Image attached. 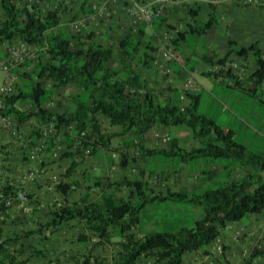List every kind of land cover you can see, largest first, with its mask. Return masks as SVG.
Instances as JSON below:
<instances>
[{"label": "trees", "instance_id": "1", "mask_svg": "<svg viewBox=\"0 0 264 264\" xmlns=\"http://www.w3.org/2000/svg\"><path fill=\"white\" fill-rule=\"evenodd\" d=\"M88 7L86 9L83 3L81 12L88 13L92 8L90 5ZM201 10V6L189 10L194 22V25H189V30L191 35L205 42L208 31L217 19L212 14L203 26L198 25L197 18ZM0 11V43L11 47L21 41L25 45L40 48L38 58H34L30 64L26 63L32 70L29 74L21 76L18 96L4 97L0 118H14L19 125L35 121L37 125L31 128L28 137L34 144L42 137L41 128L48 124H53L56 130L64 132L67 149L63 158L70 161L65 173L67 179H71L77 167L84 164L85 151H89L88 155L93 156L98 148L109 150L113 139L126 135L132 138L127 148L134 146L138 149L141 161L134 158L130 152H121L118 164L114 165L110 156V169L118 166L121 170H126L155 156L171 160L180 158L178 166L189 165L201 159L230 161L225 166L229 176L224 186L207 188L202 193L188 192L185 188L179 191L167 188L157 192L151 187L145 168L139 170L138 176L121 177L119 181L98 178L94 186L102 190L100 200L91 203L87 197L75 203L65 200L62 207L50 211L45 223H38L35 229L27 231L21 239L17 235L13 239L7 238L5 227L7 220L11 218L12 209L7 206V201L16 198L22 188L10 182L6 183L0 191V264H31L29 259L22 257L21 251L11 247V243L44 235L48 231L57 233L63 226L78 220H84L89 234H79L78 242L90 243L91 236L97 239L90 248L91 252L100 246L112 244L115 237L121 238L116 264H138L144 259H152L154 264H184L187 255L210 247L223 235L229 224L264 212V153L249 152L243 144L236 142L232 130H225L212 118L199 114L201 94L191 95L169 87L170 84L160 89L150 87L149 81L143 79L141 71L134 68L133 63L140 53L142 67L146 69L149 66V62L153 60L149 52L156 50L151 42L142 43L129 34L125 40L104 45L105 42L96 41V34L89 29H81L76 33L66 27L60 30L61 16L58 9L45 11L40 5L20 6L18 0H0ZM145 26H142L140 34ZM171 42L175 49L180 47L179 39ZM229 48L227 55L215 61L201 46L204 51L202 61L212 67L218 63L224 65L231 53L242 58L251 54L256 67L251 80L257 88L262 86L264 48L261 43L257 41L248 47H241L236 41H230ZM204 76L221 82L223 77L222 73L212 71ZM45 84H50V88L45 87ZM66 88L87 93V100L83 101L79 94L71 95L68 110L63 114L45 109V103L54 95L52 91ZM175 95L179 96L180 101L184 95L190 104H177ZM19 100H29L31 108L28 111L15 108L14 104ZM103 118L108 121L110 127L118 130H104ZM154 127L185 129H179L180 132L184 131L182 136L173 135L167 149L151 150L146 145L145 138ZM20 128L18 127L19 131ZM69 130L72 134H68ZM185 131L190 140L197 143L196 146L187 148L182 143L186 142L182 141ZM135 140L137 145L134 144ZM46 143L50 149L55 146V140L52 138L46 140ZM77 143L79 145L76 146ZM74 147L76 149L71 151ZM80 155L81 161L77 159ZM236 168L245 171L240 179L230 176ZM199 172L201 173H195L207 175L203 181L213 178L210 172ZM171 174L162 175L170 177ZM79 185L77 181H62L56 184L54 189L55 192L64 193L67 187L75 186L77 189ZM124 187L129 189L127 197L116 198L114 192L110 193V190L120 191ZM156 202L190 203L202 208V216L193 228L183 227L176 232L137 235L134 229L139 227L143 212L147 206ZM21 246L25 247V244L21 243ZM260 256H263V253L254 249L250 256L245 257V264H253ZM76 264L105 263L98 257L88 255Z\"/></svg>", "mask_w": 264, "mask_h": 264}, {"label": "rangeland", "instance_id": "2", "mask_svg": "<svg viewBox=\"0 0 264 264\" xmlns=\"http://www.w3.org/2000/svg\"><path fill=\"white\" fill-rule=\"evenodd\" d=\"M18 3L20 6L28 4L40 5L41 8L45 11H54L58 9L61 16V25L59 26V29L62 30V28L66 27L72 33H76L77 31H79V29H82L83 26L80 28H76V24L73 23L83 19L84 22L88 23L90 30L96 34V41L99 43L107 41L105 40L104 35L109 32V28L107 29L105 21L102 18L98 17V19L94 21L93 17H86L90 16V14L95 13V11L96 13H98L100 10L109 11L111 13L108 17L109 20L113 18V20L115 19L118 21V24L123 23L124 25H126V28L130 29V31L134 30L133 26H135V29L137 30V23H140L139 21H136L129 16L126 11V3H123L121 1H117V3H119L121 7H117L116 3L113 0H18ZM83 3H85V8H88L87 5H91L93 7V11L90 14L85 15L81 12ZM197 5L198 4L192 6ZM94 6L96 8H94ZM192 6H182V9L184 10L183 7L187 9ZM121 12L125 13V15H121ZM249 13L251 12H246L242 9L238 11V14L244 17L248 16ZM1 16L2 15L0 11V18ZM253 20L257 24H262V22L258 23V20H256V18H254ZM147 27L149 28V26ZM119 33H122V30L119 29ZM114 41L118 42V37H116ZM162 41L163 40L161 39L158 42V45H160V42L161 44L164 43V41ZM198 41L200 46L207 47V44H205L206 41L203 42V40H201L200 38H198ZM19 44V42H16L14 46L18 48L20 46ZM32 48L35 53L34 58L37 59L40 48ZM12 49L13 46L9 47L6 44L0 43V64L2 62H9ZM177 56L181 61V55L177 54ZM140 57L141 55L138 58ZM34 58L25 60V62L21 65H13L11 73L18 77L24 74H29L32 69L29 65L26 66V63H32ZM49 58L50 57H48V59ZM249 63L250 60L248 59L246 65L248 66ZM230 64V67L235 68L232 63ZM253 68L256 69L254 63ZM159 71L162 79H159L158 83L164 84L166 81V77L163 76L165 75V72L162 68L159 69ZM233 75L234 74H232V69L229 68L228 77L230 78ZM6 76L7 75L0 70V97L3 96V81ZM199 80L203 82L206 81L202 77H200ZM18 84L19 87H21V82H19ZM229 84L235 85L236 83H229L228 79H226L224 80V82H218L216 87H212L211 89H209V91L202 90L200 102L198 105V113L212 118L221 128L225 130H232L235 133L234 138L236 142L243 144L249 152L262 154L264 153V84L262 86H259L258 88L254 83L253 85H251L250 83L249 86L245 88H235L231 87ZM50 86V84H45V87L47 88H50ZM239 87H242V85ZM74 91H76L74 88L52 91L54 95L50 96L48 102L49 104H46V107H51L54 109V111L62 114L66 113L70 103L69 97L71 95H74ZM84 97L86 98L87 96L84 95ZM175 99L177 104H183L182 101H180L178 95H175ZM1 123L2 121H0V191L3 185L10 182L19 185V187H22L24 195L27 194L26 197L28 198V200L26 201L28 203L27 205H22L21 207L19 206L18 202L15 206L12 207V209H18L19 215L21 216L19 218L16 217L15 219H13V222H11L12 210L10 211L11 218L9 221L7 220L5 229L7 231L6 237L13 239L15 238V235L20 238L23 237L27 231L32 230L31 224H29L28 222L30 220H33V218H37L38 220L42 221H40V223H44L47 212H45L44 210L40 212V210L35 207V199H39L40 201L38 202H41L42 196H46L50 200H53L55 198V195L53 190L48 189L49 187H46L45 192H43L41 188L37 189L36 187L39 186L40 182L38 181L41 177L39 176L34 179L30 178L29 175L30 173L37 174V176L38 174L43 175L41 173V170L43 169L41 164L45 161L44 153L46 150V146L42 145L41 141L39 147L27 148L24 144V140L27 134V130L28 128H30L29 126H24L26 128L23 127L24 129L22 128V132H17L15 131L16 125L13 124L15 122H11L12 124L8 123L6 125ZM102 124L104 130H111L113 132L118 130V128L110 127L108 121L104 118L102 119ZM179 129L185 128L171 129V132L166 134L170 137V139L173 138V135H178L180 137L182 136L181 133H183L184 131L181 130L182 132H180ZM45 131L47 133L49 132V130L47 129H45ZM184 136V138L182 137V141L186 140V142H181L186 145L185 146L183 144L185 147L192 148L197 144L196 142L190 140L189 135L186 131L184 133ZM115 140L121 141V137H117L115 138ZM164 145L168 146L169 142L164 143ZM121 149H123V147L115 145L112 147L111 151L113 150L114 152L121 153ZM130 149L131 148H126L125 151L130 152L134 158L141 161L140 154L138 156H136L135 154L137 151L139 152V150L133 148L134 150L130 151ZM57 150H59V147ZM24 153L29 155L30 158V164L28 165L27 169L22 167ZM25 158L27 159L28 156ZM179 159L180 158H174V160H171L166 159L163 156H155L145 162H139L137 165L131 166L129 168L130 174L128 173V177L132 178L136 175L138 176L139 170L145 168L147 169V175H149L148 177L151 185L158 191H165L167 188L177 190L188 184L195 186L194 191L196 193H202L207 188H220L224 186L225 182L228 179V169H226L225 166L227 163H230V161H213L201 159L189 165L178 166ZM198 170L210 172L211 175H213V178L207 181H203V179H205L207 175L199 174L193 177L189 176L190 173H201ZM113 171V181H119V179L121 178L120 175L123 174V170H121V168H118ZM150 171L153 173H151ZM211 171H217V174L212 173ZM167 173L172 174L170 177L162 175ZM154 174H156L157 176H153ZM244 174V170L237 169L235 172L230 174V176L240 179ZM54 176L58 178L57 175ZM187 178L188 180L186 182ZM183 184L184 186H182ZM67 190L73 191L75 189H72L70 187ZM121 190L122 189H120V191L114 192L116 198H123L128 196L129 192L127 190L122 191V193ZM75 197H77V195H75ZM58 199L60 200V198ZM21 204L22 203H20V205ZM53 205L58 206L57 203H54ZM26 207L30 208L31 210H25ZM202 212L203 211H201V208H198L190 203H179L176 207H173V204L171 202H156L147 206L146 210L143 212V217L139 226V232L140 234L148 233L149 231L176 232L183 227L193 228L195 222L199 218V215H202ZM25 215L31 218L28 219V217H26ZM67 227L69 228L70 232L62 229L63 231L59 230V232L57 233L54 232L33 236L27 240L23 239L18 243L13 242L11 243V247L21 251L22 257L25 259H29L31 264H76L77 261H81L84 256L88 255L102 259L105 264H116V255L118 256V254L120 253V246L118 245V243L121 242V238L115 237L112 240V244L106 245L105 247L100 246L98 249L91 252L90 248L93 246V242L83 243V245H80V243L77 242V235L81 233L80 224L76 223L73 226L67 225ZM67 227L65 226L64 229H66ZM236 230L237 229H235V231ZM135 233L138 235L137 231H135ZM21 243L25 244V247H22ZM148 262L154 264V261L152 259H144L140 262V264H147Z\"/></svg>", "mask_w": 264, "mask_h": 264}, {"label": "crops", "instance_id": "3", "mask_svg": "<svg viewBox=\"0 0 264 264\" xmlns=\"http://www.w3.org/2000/svg\"><path fill=\"white\" fill-rule=\"evenodd\" d=\"M147 1V0H146ZM180 4H172L167 5L163 7V9H160V18L164 21L162 25H157L156 23L152 26L146 27L143 29V33L140 34V30L142 29V26L145 24L143 23H137V30L135 29V26L133 27V31H131L133 37H135L136 40L141 41L142 43L145 41L151 42L152 46L156 47L158 46V42L162 38V32L164 30V25L166 26H178L181 23L183 24H191L194 25V22L192 21L191 16L189 15V10L191 8H196L197 6H201L202 10L199 14V17L197 18L198 25L203 26L209 19V17L213 14L217 22L210 28L207 34L206 43L207 47L204 46L205 52L208 56H213L214 60L217 61L218 59L223 58L225 55H227L230 51L229 49V42L230 41H236L239 46L248 47L254 42L259 41L261 43V46L264 48V0H179ZM197 2V6L195 7H189L182 9V6H189L190 3ZM247 4H245V3ZM117 7H121L120 4H116ZM215 10L213 11V8ZM242 9L243 11H250L248 16L244 17L238 14V11ZM119 10V9H118ZM122 15V14H121ZM120 18V17H119ZM256 18L259 22H262V24H257L253 19ZM109 24V32L104 35L105 42L104 45H111L114 43V40L116 37H118V42L125 40L127 35L126 33L130 31L128 28H126V25L123 23H119L117 20H113L108 22ZM123 24V25H122ZM122 30V33H119V29ZM142 32V31H141ZM181 43L180 47L178 48L177 53L181 55V61L179 60V57L176 61H171L168 63L167 71L171 74L169 78H167V82L164 84L158 83L159 79H162V76L159 74V67L152 62H149V66L145 69L142 67L141 58H138L140 56V53L137 55L136 59L134 61V68L137 70H140L142 73L143 79H147L149 81L150 87L152 88H162L166 83L167 85L170 84V87L177 88L180 91H182L187 83V87L189 89L195 88L196 92H193L194 95L201 94L202 90H208L212 87H216L218 82H221L220 80H214L212 77L204 76L207 72H214L212 70V67L204 61H202V57L204 54L203 49H201V46L199 45L198 38L195 35H191V32L188 31V33L181 37ZM117 49V48H115ZM142 55V54H141ZM190 58L188 60L187 58ZM250 60L249 65L247 66V60ZM139 60V61H138ZM233 62V65L236 64V68L232 69V74H234L230 80L232 82L236 83L234 86H241L242 88L248 87L249 84L253 85V81L251 80L253 72L256 70L253 68V56L250 54L247 58L238 57L237 55L231 54L229 62ZM188 63V64H187ZM193 64V65H192ZM195 64V65H194ZM117 63L115 62L114 66H116ZM226 75V73L224 74ZM223 76V75H222ZM202 77L206 81H200L199 78ZM224 80V76L222 77V82ZM230 82V81H229ZM191 85V87H190ZM213 88V89H214ZM74 95H80L81 99L83 101H86L88 98V94L84 93L82 91H79L75 89ZM84 95L87 97L85 98ZM172 95V93H171ZM169 95V96H171ZM182 106H188L190 103L187 99H182ZM20 105V109L22 111H28L31 108V103L29 100L27 101H18ZM50 110V108L48 109ZM30 123L26 122V124L19 125L16 121V125L18 127H21L22 129L24 126H29L27 130V134L25 136L24 144L27 148H37L39 147V142L43 141V139L49 140V138H52L55 140V146L54 148L50 149L49 146L46 144V150L44 155V163L41 164L43 169L41 170V173L43 175L37 176V174H34L33 178L36 179L37 177H41L38 182H40L39 186L36 188L41 190L43 192L46 191V187H49V190L54 191L55 198L53 200H50L46 196H42V201L39 199H35L36 204L35 207L40 210H44L47 212V216H45V221H47L48 216L50 214L51 210L56 209V207L60 208L63 206L64 201H68L69 203H75L79 202L81 199L87 197L88 202H94L96 200H100L102 198V190L99 188H96L94 186V183L96 182V179H104L108 178L110 181L114 180L113 174L117 167L109 168V162L110 159V151L103 150L102 148H98L96 153L92 156H85L84 161L81 166L77 167V169L74 172V175L71 179L66 178V171L68 170V167L70 165V161L67 158H63V154L65 153L67 149L66 145V137L64 136V132L56 130V132L49 137L42 136L38 143L34 144L32 140L29 141V133L31 132V125L34 126V122L29 121ZM26 128V127H24ZM23 128V129H24ZM73 128V125H71V129ZM172 129V128H171ZM171 129H164L161 127H154L152 131L146 136L145 143L146 145L151 149H167L168 146L164 145V142L160 139L154 138V131L158 130L161 133H169L171 132ZM176 129V128H173ZM68 134H72V132L69 130ZM186 135V134H185ZM132 138L130 135H126L121 137V141H117L113 139L112 146L118 145L123 148H127V146H130ZM76 143V142H75ZM134 144L137 145V140L134 141ZM77 146V144H76ZM196 146V145H195ZM59 147V150H57ZM130 148H134L130 147ZM76 147L71 148L72 150H75ZM110 149V147H109ZM24 158L28 156V158L25 160L23 158V168H28V165L30 164V158L29 155L26 153L23 154ZM81 155L77 158L79 161L82 160ZM115 165V162H114ZM40 171V170H39ZM217 172V171H214ZM129 168L126 170H123V174L120 175V177H128ZM33 173H30L31 175ZM130 174V173H129ZM198 174V173H197ZM196 173H190L189 176H195ZM54 175H57L55 177ZM178 175V174H177ZM189 178V177H188ZM186 179V182L188 180ZM58 179V180H57ZM120 180V179H119ZM64 183H72V182H79L80 185L76 189L75 186L72 187V189H75L73 191L65 189L64 193H58L55 192V185L60 184L61 182ZM184 186V184L182 185ZM26 187V186H25ZM151 187H153L151 185ZM154 188V187H153ZM187 189L188 192L194 191L195 186L194 185H185L184 187ZM181 188V189H182ZM121 193L124 190H129L128 188L124 187L121 188ZM172 191H179L180 189L173 190ZM156 190V189H155ZM159 192L158 190H156ZM73 192V193H72ZM115 192L114 190H110V193ZM129 192V191H128ZM114 194V193H113ZM77 195V197H75ZM60 198V201L58 198ZM58 201V202H57ZM54 203H57L58 206L53 205ZM172 203V202H171ZM173 207H176L177 203H172ZM19 206L22 207V204ZM19 207V208H21ZM198 207V206H196ZM201 208V207H198ZM11 222H13V219L16 217H21L19 215L18 209H11ZM202 211V208H201ZM26 216V215H25ZM201 214L199 215V218H201ZM29 218V216H26ZM143 216H141L142 219ZM27 219V218H26ZM9 221V220H8ZM41 220H38L37 218H33V220H30L28 223L31 224L32 230L35 229L38 226V223H40ZM34 224H33V223ZM42 222V221H41ZM76 223L80 224V234H88V231L86 230L84 226V220H78L73 223H69L67 225L73 226ZM9 224V223H8ZM67 225H65L67 227ZM63 226L60 230H67L69 231V228L67 227L64 229ZM140 226V225H139ZM232 227H229L228 230H226L225 233H223L222 236L218 238V240L224 245L225 248V260L229 264H244L245 263V257L249 256V251L252 248H257V250H260L263 253V256L258 257L253 261V264H264V212L262 214H256V215H249L247 216L243 221L235 224H231ZM241 226H245L244 228V236L243 238L237 240L235 238V233L233 232V229L239 228ZM62 230V231H63ZM135 231L139 232V227L137 229H134ZM64 231V232H65ZM70 232V231H69ZM155 231H149L148 233H152ZM50 232H46L45 234H49ZM140 233V232H139ZM144 233V234H148ZM141 233V235H144ZM79 235V234H78ZM77 235V237H78ZM93 236H91V239ZM247 241V242H246ZM78 242V241H77ZM246 242V243H245ZM80 243V242H78ZM245 243V244H244ZM80 245H83V243H80ZM250 246V247H249ZM249 247V248H248ZM190 257V255H187L185 257V264L187 258Z\"/></svg>", "mask_w": 264, "mask_h": 264}, {"label": "clouds", "instance_id": "4", "mask_svg": "<svg viewBox=\"0 0 264 264\" xmlns=\"http://www.w3.org/2000/svg\"><path fill=\"white\" fill-rule=\"evenodd\" d=\"M116 4H119V3H117V1H121V2H123V3H126V11H127V13L129 14V16L130 17H132L133 19H135L136 21H139L140 23H145V25H146V27L147 26H152V25H154L155 23L157 24V25H162L163 24V20L160 18V9H163V7H165V6H167V5H172V4H178L179 3V0H175V2H173V3H169V2H166V3H163V2H159L158 0H145V1H142V0H137L139 3H141L142 5H148L150 8H151V11L153 12V18H152V20L149 22V21H146V20H144V19H140V18H138V17H135L133 14H131V12H130V4L129 3H127L125 0H113ZM197 4V2H194V3H190V6H192V5H196ZM89 6V5H88ZM91 6V5H90ZM92 7V6H91ZM193 7H195V6H193ZM89 8V7H88ZM88 8H86V9H88ZM94 8H96L95 6H94ZM93 11V7L89 10V12L88 13H86L85 15H88V14H90L91 12ZM94 11H95V9H94ZM101 13H103V14H101ZM110 12L109 11H104V10H100L98 13H96V11H95V13H93V14H90V16H86V17H93V19H94V21H96L97 19H98V17L99 18H102V19H104V21H105V25H106V27H107V29L109 28V24H108V22L111 20L112 21V19H110L109 20V16H110ZM121 14H123V15H125V13H123V12H121ZM76 23H80V26L78 27V28H80V27H82V29H89L90 30V27H89V25H88V23H86V22H84L83 21V19H81V20H79V21H76L75 23H73V24H76ZM83 24V25H82ZM139 24V23H138ZM191 25V24H190ZM134 27V26H133ZM164 27V30H163V32H162V40L164 41L165 40V37H166V35H169V34H171V33H174L173 34V37H172V40H174V39H179V42H181V37L184 35H186L187 33H188V31H190L189 30V24L187 23H185V24H183V23H181L180 25H178V26H175V27H172V26H166V25H164L163 26ZM178 27H181L180 28V30H179V32L178 33H176L175 34V32H174V30H177L178 29ZM79 30H81V29H79ZM130 30V29H129ZM184 32H185V34H184ZM182 33V34H181ZM107 34V33H106ZM129 34H131L132 35V33H131V31H128L127 33H126V35L128 36ZM181 34V35H180ZM172 36V35H171ZM127 38V37H126ZM160 39V40H161ZM162 41V42H163ZM17 42H21V41H17ZM106 42V41H105ZM146 42V41H145ZM15 44V43H14ZM103 44H105V43H103ZM33 47V46H32ZM154 47V46H153ZM163 47V43L161 44V42H160V45H158V46H156L155 48H156V50H155V52H149V54L153 57V60L151 61L152 63H154L155 64V66L157 65L158 67H159V69H163V71L165 72V75H163L164 77H166V81L165 82H167V78H169L170 77V73L167 71V66L166 65H168V63L169 62H171V61H176L177 60V58H178V56H177V51H178V49H175L174 48V58H172V59H170V60H165L164 58H162L161 57V54H160V49ZM230 49V48H229ZM231 54H234V55H236L235 53H231ZM230 54V55H231ZM141 55V54H140ZM238 56V55H237ZM239 57V56H238ZM140 58H142V55H141V57ZM229 59H230V56H229V58H228V60H227V62L224 64V65H221V64H216V65H214V66H212V70H214V72H219V73H222V75L224 76V80H226V79H228V81H230V82H232V80H230V78L228 77V74H229V68H231V69H233L232 67H230L231 66V64L230 63H232L233 64V62L231 61V62H229ZM235 66V68H236V64L234 65ZM12 71V70H11ZM160 72V71H159ZM226 73V75H224ZM233 73V72H232ZM16 76V75H15ZM17 78H18V82H17V92H16V95L15 96H12V97H16V96H18V94H19V82H21V76L20 77H18L17 76ZM4 82V81H3ZM229 82V83H230ZM188 83V82H187ZM187 83H186V85L184 84V86H185V88L182 90V91H186L188 94H191V95H193L194 93L193 92H196V89L195 88H190L189 89V87H187ZM4 84V83H3ZM231 85V84H230ZM166 86H169V84L167 85V83L165 84V87ZM232 86H234V85H232ZM164 87V86H163ZM170 87V86H169ZM190 87H191V85H190ZM238 88H242V87H239V86H237ZM160 89V88H159ZM4 97H6V95H3L2 96V98L4 99ZM8 97V96H7ZM181 98L182 99H185V96L184 95H182L181 96ZM20 101V100H19ZM18 102V101H17ZM48 102H49V100H48ZM48 102H46L45 103V105H44V107H45V109H49L50 108V110H52V111H54V109L53 108H51V107H46V104H49ZM3 105H4V100H3ZM0 109H2V108H0ZM20 110V109H19ZM22 111V110H21ZM54 112H56V111H54ZM57 113H59V112H57ZM1 119V118H0ZM12 120H13V122H15L16 120L14 119V118H12ZM32 122H34L35 124H34V126L35 125H37L36 124V122L35 121H33V120H31ZM17 122V121H16ZM28 123H30V122H28ZM13 124H15L16 125V123H13ZM49 125V124H48ZM47 125V126H48ZM53 125V124H52ZM33 125H31V128L33 129V127H34ZM47 126H44V127H42L41 128V134H42V136H45V137H49L50 135H52V134H54L55 132H56V129H55V127H54V132H52V133H47V134H45V133H43V131H45V129H46V127ZM54 126V125H53ZM21 130L22 129H20V131L18 130V126L16 125V127H15V131H18V132H21ZM155 131H157V132H160V131H158V130H155ZM162 134V133H161ZM163 134H165V133H163ZM155 138V137H154ZM40 139H43V138H40ZM46 138L45 139H43V141H42V145H46L47 143H46ZM41 142V141H40ZM40 142H39V145H40ZM170 142V141H169ZM168 143V142H167ZM77 145H79L78 143H77ZM111 149H112V147L109 149V151H110V155H111V157L113 158V161L115 162V164L117 163H119V160H120V158H121V154L119 153V152H114L113 150L111 151ZM126 150V148H123V149H121V151L122 152H126L125 151ZM132 150H134V149H130V151H132ZM114 153H116V154H118L119 156H118V158H114L113 157V154ZM89 154V151H85V155L86 156H89L88 155ZM136 154V156H138L139 154H140V152H136L135 153ZM116 169H118V166H117V168ZM12 184H14V183H12ZM16 187H19V185H16V184H14ZM19 188H22V187H19ZM19 193H23V191H22V189L20 190V192ZM24 194V193H23ZM27 194H25V196H26ZM17 198V197H16ZM16 198H14V199H9V200H15ZM26 199L28 200V198L26 197ZM8 200V201H9ZM26 200V201H27ZM7 201V202H8ZM22 203L21 201H18V200H15L14 201V204L12 205V206H9V207H13V206H15L17 203ZM28 203L27 202H25V203H22V205H27ZM7 206H8V204H7ZM31 210L30 208H28V207H26L25 208V210ZM236 223H239V222H236ZM231 224H235V223H231ZM231 224H229L228 226H227V229L226 230H228V228L229 227H232L231 226ZM244 228H245V226H241V227H239V228H236L237 230L235 231V229H233V232L235 233V238L237 239V240H239V239H241L245 234H244ZM226 230H225V232H226ZM135 231V230H134ZM224 232V233H225ZM138 234L141 236V234L138 232ZM220 237V236H219ZM218 237V238H219ZM218 238L215 240V242L214 243H216V242H219L221 245H222V248H223V255H222V257L220 258V259H222V261H224V262H226L227 264H229L228 262H227V260H225V248H224V245L218 240ZM91 242H93L94 244L97 242V239L96 238H92L91 239ZM213 243V244H214ZM209 247H207V248H205V249H202V250H199V251H197V252H195V253H192V254H189L190 255V259L188 258V260H186V263L187 264H191L192 263V260H193V258L197 255V254H199V253H201V252H204V251H206L207 249H208ZM256 250L257 248H252L250 251H249V256H250V253L253 251V250ZM219 259V260H220ZM140 262L141 261H139L138 262V264H140ZM141 264H143V263H141ZM147 264H151L150 262H148ZM184 264H185V262H184ZM245 264V263H244Z\"/></svg>", "mask_w": 264, "mask_h": 264}, {"label": "built area", "instance_id": "5", "mask_svg": "<svg viewBox=\"0 0 264 264\" xmlns=\"http://www.w3.org/2000/svg\"><path fill=\"white\" fill-rule=\"evenodd\" d=\"M127 3L130 4V12L135 17H138L140 19H144L146 21H151L153 18V12L151 11V8L148 5H142L137 0H125ZM159 2H169L173 3L175 0H158ZM103 14V13H101ZM83 25V24H82ZM80 26V23H76L75 27L78 28ZM181 27H178L177 30H174L175 34L179 32ZM174 33H171L169 35H166L163 47L160 49L161 57L165 60H170L174 58V46L172 45V37ZM172 35V36H171ZM20 46L16 48L13 45V49L11 50V58L9 62H2L0 64V70L3 71L7 76L4 79L2 95H6L8 97H12L16 95L17 92V82L18 78L14 74L11 73L13 65H21L25 62L27 59H32L35 57V53L33 51L32 46L25 45L22 42H19ZM3 98L0 97V108H3ZM14 107L17 109H20V105L18 102L14 104ZM21 110V109H20ZM2 121L1 124H8L13 122L12 118L10 117H2L0 119ZM12 124V123H11ZM47 130H49L48 133L54 132V126L52 124H49L46 127ZM43 133L47 134L46 131H43ZM154 137L155 139H160L164 143H167L170 141V137L167 134H161L160 132L154 131ZM118 154L114 153L113 157L118 158ZM34 174L30 175V178H33ZM15 200L21 201L22 203L26 202V196L23 193H19L17 198ZM15 200H9L7 202L8 206H12L14 204ZM223 255V248L222 245L219 242H216L212 244L206 251L201 252L197 254L191 264H227L226 262L222 261L220 259ZM220 259V260H219Z\"/></svg>", "mask_w": 264, "mask_h": 264}]
</instances>
